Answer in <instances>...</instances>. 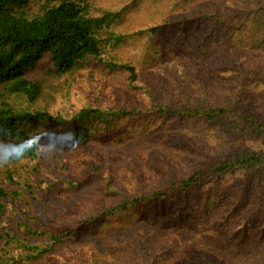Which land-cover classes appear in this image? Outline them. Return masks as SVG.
I'll return each instance as SVG.
<instances>
[{"label": "rangeland", "instance_id": "374dc122", "mask_svg": "<svg viewBox=\"0 0 264 264\" xmlns=\"http://www.w3.org/2000/svg\"><path fill=\"white\" fill-rule=\"evenodd\" d=\"M245 2L87 0L95 17L117 15L105 32L108 36L115 32L123 42L109 43L104 56L136 66V82L126 72H109L97 62L59 77L53 74L47 56L30 74L31 81L41 86L35 101L0 86L1 106L9 105L15 112H49L65 119L64 127L52 131L40 125L20 126L26 134L22 139L35 135L39 146L53 133L69 131L68 126L77 124L83 110L112 112L108 122L84 124L95 135L87 146L72 142L70 148L51 158H26L0 168V188L9 193L0 216V231L9 234L0 240V264H187L190 254L214 247L202 237V223L192 219L178 220L173 213L145 214L138 225L134 210L127 208L119 214L116 208L126 199L139 198L143 178L148 188L168 183L167 156L172 158L177 179L193 173L196 153L185 141L186 135L203 149L217 150L215 156L228 151L229 131L190 113L191 118L183 122L158 119L159 103L171 98L170 110L175 111L180 105L208 100L204 111L210 104L220 105L234 116L242 107L234 104L242 99L264 116V81L236 78L240 75L234 72L250 75L252 69L255 74L264 73V53L254 47V39V44L248 39L240 43L239 36L233 39L224 34L220 41L210 37L201 44L199 38H205L208 28L192 30L179 39L181 27L168 24L212 8L231 13L234 8H244ZM45 5L46 0H30L29 16L40 14ZM263 29L257 30L261 44ZM219 138L224 139L221 148L215 143ZM230 140L237 141L239 148L255 147L239 133ZM178 202H184V195H179ZM10 235L19 243L9 241ZM59 235H65L62 243L37 260L21 246L46 248Z\"/></svg>", "mask_w": 264, "mask_h": 264}, {"label": "trees", "instance_id": "16d2710c", "mask_svg": "<svg viewBox=\"0 0 264 264\" xmlns=\"http://www.w3.org/2000/svg\"><path fill=\"white\" fill-rule=\"evenodd\" d=\"M245 3L244 8H234L231 13L229 9L212 8L209 12L194 13L189 17L177 18L173 25V21L168 24L174 29L175 26L181 27L179 39L192 30L197 32L201 28H208L205 38H199L201 44L210 37L220 41L227 34L233 39L239 36L237 40L240 43H244L245 39L253 42L254 39V47L264 53V44H261L257 33L258 29L264 28V0H246ZM29 10L30 0H0V86L11 87L35 101L41 86L31 81L30 74L47 56L53 74L59 77L86 70L92 62H97L109 72H126L130 81L138 80L136 66L118 64L104 56L109 43L116 46L123 42L115 32L109 36L105 32L117 21L116 14L95 17L87 0H46L40 14L29 16ZM261 33L264 34V29ZM233 64L236 65V60ZM234 72L240 75H234L236 78L264 81V73L255 74L252 69L250 75L240 70ZM205 103H209L208 100L180 105L172 111V99L168 98V102L159 103L156 115L158 119L169 117V120L183 122L191 118L190 113L193 117L214 121L231 133L230 139L239 133L251 140L255 147L239 148L237 141L229 139L228 151L215 156L213 154L217 150L209 147L203 149L186 135L185 141L196 153L197 165L193 173L177 179L179 177L174 174L172 158L167 156L164 169L168 183L159 188L157 185L148 188L143 178L139 198L133 201L126 199L116 208V213L122 214L131 208L136 212L138 225L145 220V214L156 217L172 213L178 220L189 218L195 223H202L200 233L214 247H205L199 253L190 254L187 264H264V116L260 115L258 108L242 99L234 104L242 106L238 113L234 112V116L220 105L210 104L204 111ZM193 106L199 108L189 110ZM108 114L112 115V112L105 113L99 109L81 111L78 116L80 120H75L77 124L68 126L73 133V145L87 146L92 142L95 135L86 130L84 124L90 120L108 122ZM180 114L183 115L182 119L178 118ZM65 124L63 117L49 112H15L9 105H0V128L11 132L12 141L17 142L26 135L20 126L40 125L44 130L52 131ZM0 139L7 141L9 137ZM223 141L219 138L215 143L221 148L220 142ZM38 157L30 155L27 158ZM233 190L234 194L230 196ZM8 194L6 189L0 188V216L3 215V202L9 199ZM179 195H184V202H178ZM226 198H230L228 204L223 202ZM7 235V230L0 231V240L6 239ZM64 237H52L51 244L46 248L36 244L30 246L21 243V246L37 260L50 254ZM8 240L19 243L11 235ZM185 261L182 260L183 263Z\"/></svg>", "mask_w": 264, "mask_h": 264}, {"label": "clouds", "instance_id": "9594fccd", "mask_svg": "<svg viewBox=\"0 0 264 264\" xmlns=\"http://www.w3.org/2000/svg\"><path fill=\"white\" fill-rule=\"evenodd\" d=\"M11 135L8 129L0 128V137H9L7 141L0 139V168L11 166L30 155L51 158L70 148L73 142V133L71 131L53 133L39 147L37 146L35 135H30L28 138L19 140L18 142L12 141Z\"/></svg>", "mask_w": 264, "mask_h": 264}]
</instances>
